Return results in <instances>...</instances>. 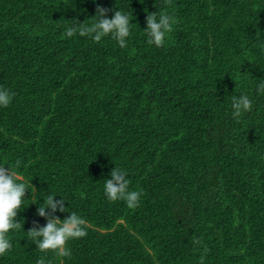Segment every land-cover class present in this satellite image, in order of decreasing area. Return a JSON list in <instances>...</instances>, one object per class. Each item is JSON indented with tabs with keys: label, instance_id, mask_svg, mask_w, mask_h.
<instances>
[{
	"label": "trees",
	"instance_id": "16d2710c",
	"mask_svg": "<svg viewBox=\"0 0 264 264\" xmlns=\"http://www.w3.org/2000/svg\"><path fill=\"white\" fill-rule=\"evenodd\" d=\"M97 6L131 13L126 47L64 36ZM150 13L177 21L163 47L147 43ZM260 83L264 0H0V166L19 160L28 186L0 264H264ZM242 94L253 109L237 120ZM114 167L138 207L107 200ZM47 195L65 200L54 216L87 222L69 257L26 234Z\"/></svg>",
	"mask_w": 264,
	"mask_h": 264
},
{
	"label": "clouds",
	"instance_id": "9594fccd",
	"mask_svg": "<svg viewBox=\"0 0 264 264\" xmlns=\"http://www.w3.org/2000/svg\"><path fill=\"white\" fill-rule=\"evenodd\" d=\"M95 2V0H94ZM109 10L100 6L96 8V14L92 18L91 25L79 23L74 20V24L65 29V37H73L77 34L81 37H89L94 42H99L102 38L111 36L118 45L126 47V38L130 35V16L131 13L115 11L111 19H107L106 14ZM177 23L174 15L162 13H150L146 16L147 43L156 47H163L165 39L173 31V26ZM258 92L264 94V83L258 85ZM12 100V94L8 90L0 88V107L6 108ZM232 116L239 119L243 114L251 112L253 109L252 101L245 94L232 97ZM21 165L17 160L9 168L0 166V256L5 255L12 247L8 233L10 230H21L22 224L17 221V214L23 204L25 193L28 186L23 182V178L18 175L16 169ZM111 179L104 181V195L109 202L124 201L129 209L139 206L140 191H129V181L126 179L127 173L119 168H115L110 173ZM53 195H47L37 209V215L47 220L43 227H33L26 233L36 247L42 253L53 252L61 258L69 257L70 250L67 244L70 240L83 238L87 235L86 221L71 212L68 218L60 220L53 213L57 211L67 212L64 206L65 200H54ZM46 209L50 210L46 213ZM193 244L199 245L200 241L194 240ZM207 249H204L205 254ZM204 255L200 257V264H204ZM37 264H45L44 258L37 261ZM62 264V262H61Z\"/></svg>",
	"mask_w": 264,
	"mask_h": 264
}]
</instances>
